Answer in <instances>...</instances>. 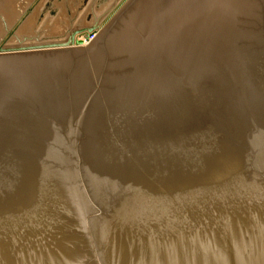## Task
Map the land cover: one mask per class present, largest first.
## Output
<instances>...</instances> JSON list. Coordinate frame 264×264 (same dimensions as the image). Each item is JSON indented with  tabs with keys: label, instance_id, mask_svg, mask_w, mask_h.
Returning a JSON list of instances; mask_svg holds the SVG:
<instances>
[{
	"label": "water",
	"instance_id": "water-1",
	"mask_svg": "<svg viewBox=\"0 0 264 264\" xmlns=\"http://www.w3.org/2000/svg\"><path fill=\"white\" fill-rule=\"evenodd\" d=\"M122 3L0 14V264H264V0Z\"/></svg>",
	"mask_w": 264,
	"mask_h": 264
},
{
	"label": "rangeland",
	"instance_id": "rangeland-1",
	"mask_svg": "<svg viewBox=\"0 0 264 264\" xmlns=\"http://www.w3.org/2000/svg\"><path fill=\"white\" fill-rule=\"evenodd\" d=\"M116 0H11L12 4L0 5L1 16L13 28L21 18L25 21L19 28V38L39 37L44 41H59L77 28H90L95 20L106 13ZM128 0H123L119 9ZM114 15L101 25V30ZM0 18V37L5 33ZM100 32V31H99ZM98 32V33H99ZM97 33V34H98ZM86 48L90 43L83 35L78 36ZM87 44V45H86Z\"/></svg>",
	"mask_w": 264,
	"mask_h": 264
},
{
	"label": "crops",
	"instance_id": "crops-1",
	"mask_svg": "<svg viewBox=\"0 0 264 264\" xmlns=\"http://www.w3.org/2000/svg\"><path fill=\"white\" fill-rule=\"evenodd\" d=\"M10 1L11 0H0V5H9V4H12ZM14 1H16V0H14ZM0 14H1V12H0Z\"/></svg>",
	"mask_w": 264,
	"mask_h": 264
},
{
	"label": "bare ground",
	"instance_id": "bare-ground-1",
	"mask_svg": "<svg viewBox=\"0 0 264 264\" xmlns=\"http://www.w3.org/2000/svg\"><path fill=\"white\" fill-rule=\"evenodd\" d=\"M20 27H21V26H20ZM96 35H97V34H96ZM84 36H85L86 38H89L91 35H88V34H87V35H83V37H84ZM78 38H79V37H77V39H78ZM78 40H79V39H78ZM79 41H81V40H79ZM86 45H87V44H86Z\"/></svg>",
	"mask_w": 264,
	"mask_h": 264
},
{
	"label": "built area",
	"instance_id": "built-area-1",
	"mask_svg": "<svg viewBox=\"0 0 264 264\" xmlns=\"http://www.w3.org/2000/svg\"><path fill=\"white\" fill-rule=\"evenodd\" d=\"M95 37H96V34L91 36V38L88 41L91 42Z\"/></svg>",
	"mask_w": 264,
	"mask_h": 264
}]
</instances>
